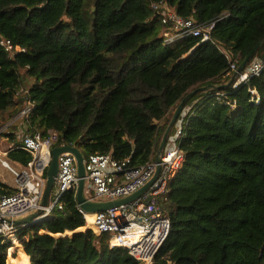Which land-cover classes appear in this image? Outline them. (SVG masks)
<instances>
[{"label":"trees","instance_id":"obj_1","mask_svg":"<svg viewBox=\"0 0 264 264\" xmlns=\"http://www.w3.org/2000/svg\"><path fill=\"white\" fill-rule=\"evenodd\" d=\"M159 1L0 0V39L26 48L10 57L0 45V129L33 103L5 133L6 156L27 166L22 135L55 130L56 146L86 159L111 153L142 165L156 158L181 100L209 86L177 121L184 159L160 199L170 229L152 264H264V70L229 84L231 62L264 39V0H166L184 17L215 21L209 40L170 45L160 33L172 28L152 6ZM257 57L264 46L247 67ZM15 191L0 177V199ZM91 228L70 190L50 217L18 226V237L32 264H145ZM10 246L0 240V264L29 260L23 250L8 257Z\"/></svg>","mask_w":264,"mask_h":264},{"label":"built area","instance_id":"obj_2","mask_svg":"<svg viewBox=\"0 0 264 264\" xmlns=\"http://www.w3.org/2000/svg\"><path fill=\"white\" fill-rule=\"evenodd\" d=\"M152 6L161 14L162 23L172 28L160 33L165 44H174L187 36L200 37L201 41L211 38L215 21L205 23L184 17L173 10L166 0L153 3ZM221 18L223 17L217 20ZM0 45L10 57L16 56L17 52L26 51V48L15 45L9 38H1ZM225 54L228 58L230 57L228 53ZM237 69L236 61H232L230 70L235 72ZM263 70L264 57L254 58L249 66L236 77L233 87L238 89L242 83H246L253 76L260 75ZM254 99L259 100V97L256 96ZM32 107L33 103L29 100L26 107L13 120L27 117ZM189 109L188 107L183 111V117L187 115ZM183 127L182 119L177 125L176 133L170 136L166 143L159 162L157 158H151L142 165L134 166L130 157L118 160L111 153H95L88 159L85 158V193L93 201H114L131 195L148 183L160 166V174L154 183L139 198L130 203L97 212H87L78 204L86 224L92 216L94 228L91 230L96 235L108 238L111 247L128 249L130 254L145 264L153 263L156 253L169 233L170 220L165 216L159 203L168 192L169 182L175 177L184 159V152L181 149ZM3 129L4 127L0 129V132ZM22 136L23 143L19 147L33 156L29 164L15 168L10 162L2 160L13 176L15 175L16 191L3 195L0 199V240L11 243L8 250L9 252L10 249L13 250L9 255L12 257H18L20 248L24 250L18 237V226L13 221L41 210H44V213L30 225L50 217L56 207L60 209L63 207V198L66 193L70 190L76 191L79 180L74 154L61 153L56 183L49 205L44 207L42 198L47 181L46 172L52 160V149L56 147L60 135L55 130H49L47 134L38 130L33 133H24ZM11 147L12 144H9L8 148ZM8 150L3 154L7 155ZM29 261L32 264L31 258ZM11 264L15 263L11 262Z\"/></svg>","mask_w":264,"mask_h":264},{"label":"water","instance_id":"obj_3","mask_svg":"<svg viewBox=\"0 0 264 264\" xmlns=\"http://www.w3.org/2000/svg\"><path fill=\"white\" fill-rule=\"evenodd\" d=\"M264 46V39L259 41L244 57V59L241 61L240 65L238 66L237 71H235L232 79L230 80L229 84L233 83L236 79V77L243 72L248 63L251 61V59L255 56L257 51ZM209 86H202L198 89H194L190 91L178 104L177 108L174 111L173 117L171 119L170 124L168 125L162 140L160 142V146L157 152V161L159 162L161 160V155L164 151V148L166 146L170 131L172 127L177 123L180 115L182 114L185 105L187 104L188 100L196 94L198 90H203V89H208ZM64 152H71L74 154L76 158V163H77V173H78V185L76 189L77 193V202L80 205L81 208L86 210L87 212H97V211H105L107 209H110L115 206H119L121 204H126L130 203L137 198H139L144 192H146L149 187L154 183V181L158 178L160 174V166L157 168L153 178L146 183L143 187L138 189L136 192L132 193L131 195H128L124 198L114 200V201H93L89 199L86 196L85 193V186H86V168H85V156L81 152L79 148L76 146L72 145H60L56 146L52 149V160L51 163L47 169L46 176H47V181H46V187L45 191L43 194L42 198V205L44 207H47L49 205V201L51 198V194L53 192L55 183H56V176L58 174L59 170V155ZM44 213V210L34 212L26 217H23L21 219H16L14 220V224L17 226H25V225H30L34 220H36L41 214Z\"/></svg>","mask_w":264,"mask_h":264},{"label":"rangeland","instance_id":"obj_4","mask_svg":"<svg viewBox=\"0 0 264 264\" xmlns=\"http://www.w3.org/2000/svg\"><path fill=\"white\" fill-rule=\"evenodd\" d=\"M19 120V119H18ZM18 120H11V122H9V123H5V125L3 126L4 127V129H3V131H1L0 132V163H2V160H6V161H8V162H10L9 160H8V158H7V156L5 155V154H3V152H5V151H7L9 148H8V145L10 144V142H9V139H8V137H6L5 136V133H8L9 131H10V129H13V127H11L13 124H15L16 123V121H18ZM8 122V121H7ZM176 125H177V123H176ZM17 126H15L14 127V130L15 131H17L18 130V132H21L20 131V129L17 127ZM10 128V129H9ZM9 129V130H8ZM12 164H13V167H15V168H20L21 167V165L20 166H16V164L15 163H13V162H11ZM13 174V173H12ZM10 172H9V176H8V178H9V180L12 182V184H10L11 186H14L15 187V182H14V177H13V175H12ZM15 176V175H14ZM84 230V229H83ZM72 232H70L69 234H71ZM13 249V248H12ZM11 251H13V250H11L10 249V252H9V250H8V256L10 255V253H11ZM18 255H19V257H20V254L18 253ZM14 256V255H13ZM17 256V255H16ZM20 259V258H19ZM19 259H14L13 261L15 262V264L18 262V260ZM7 264H11V262H9L8 261V258H7Z\"/></svg>","mask_w":264,"mask_h":264},{"label":"crops","instance_id":"obj_5","mask_svg":"<svg viewBox=\"0 0 264 264\" xmlns=\"http://www.w3.org/2000/svg\"><path fill=\"white\" fill-rule=\"evenodd\" d=\"M188 108V107H187ZM189 108H190V106H189ZM9 160V159H8ZM10 161V160H9ZM12 161H10V163H11ZM13 163H15V162H13ZM12 164V163H11ZM16 164V166H20V164H18V163H15ZM13 165V164H12ZM9 172L11 173V171L8 169V167H6L3 163H0V177H1V179L4 181V182H6V183H8V184H12V182L9 180V178H8V176H9ZM12 174V173H11ZM13 175V174H12ZM14 177V176H13ZM14 182H15V178H14ZM28 238H30V237H28ZM20 250H23L22 248H20L19 249V251ZM24 251V250H23ZM22 251V252H23ZM25 252V251H24ZM26 254V253H25ZM27 255V254H26ZM28 256V255H27ZM28 258L30 259V257L28 256Z\"/></svg>","mask_w":264,"mask_h":264},{"label":"bare ground","instance_id":"obj_6","mask_svg":"<svg viewBox=\"0 0 264 264\" xmlns=\"http://www.w3.org/2000/svg\"><path fill=\"white\" fill-rule=\"evenodd\" d=\"M86 226H87V227H92V228H94V226L92 225V216L89 217V223L86 224ZM14 263H15V262H14ZM16 264H17V263H16ZM25 264H31V263H30V261L28 260V261H26Z\"/></svg>","mask_w":264,"mask_h":264}]
</instances>
